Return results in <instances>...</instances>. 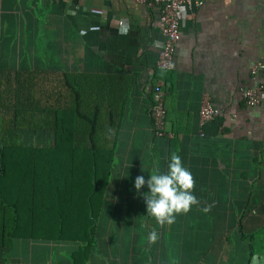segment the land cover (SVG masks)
Masks as SVG:
<instances>
[{
	"label": "crops",
	"instance_id": "obj_1",
	"mask_svg": "<svg viewBox=\"0 0 264 264\" xmlns=\"http://www.w3.org/2000/svg\"><path fill=\"white\" fill-rule=\"evenodd\" d=\"M179 29L173 66L162 70L155 64L163 41L156 5L0 0L2 97L32 88L34 95L46 94L48 105L60 92L67 103L71 91L64 80L74 78L98 124L113 125L106 137L113 152L108 191L96 203L93 243L83 264H245L246 242L232 206L251 198L264 209V96L251 107L241 95L243 88L264 86V72L251 73L264 63V0L184 7ZM156 83L164 92L170 137L151 132ZM204 94L220 113L201 123ZM23 134L37 138L28 129ZM173 154L191 173L196 203L175 214L173 223L160 224L146 213L133 182L167 172ZM146 191L147 184L140 189ZM42 236L47 239L0 246V264H73L72 253L82 244L57 241L56 232ZM249 264H264V252L254 253Z\"/></svg>",
	"mask_w": 264,
	"mask_h": 264
},
{
	"label": "trees",
	"instance_id": "obj_2",
	"mask_svg": "<svg viewBox=\"0 0 264 264\" xmlns=\"http://www.w3.org/2000/svg\"><path fill=\"white\" fill-rule=\"evenodd\" d=\"M64 83L71 91L67 103L61 92L49 105L46 94L34 95L32 88L5 99L0 93V246L45 240L47 231L56 232L57 241L82 244L72 263L83 264L93 243L96 203L108 191L113 152L106 137L113 125L98 124L92 102L74 78ZM9 96L12 106L6 105ZM25 129L37 136L33 142L22 136ZM232 208L249 264L254 253L264 252V209L251 198Z\"/></svg>",
	"mask_w": 264,
	"mask_h": 264
},
{
	"label": "built area",
	"instance_id": "obj_3",
	"mask_svg": "<svg viewBox=\"0 0 264 264\" xmlns=\"http://www.w3.org/2000/svg\"><path fill=\"white\" fill-rule=\"evenodd\" d=\"M139 4L150 3L159 9V21L163 41L158 50L156 67L162 70H170L173 66L175 46L180 36V16L184 7H200L205 0H129ZM264 72V63H258L251 68V73ZM164 92L160 83H156L152 89L151 104L148 114L151 120V132L154 137L172 136V132L165 129V109L163 106ZM241 95L248 106L254 107L261 103L264 96V86L256 85L252 88L241 89ZM220 111L215 108L209 97L204 94L199 109L201 123L214 119Z\"/></svg>",
	"mask_w": 264,
	"mask_h": 264
},
{
	"label": "clouds",
	"instance_id": "obj_4",
	"mask_svg": "<svg viewBox=\"0 0 264 264\" xmlns=\"http://www.w3.org/2000/svg\"><path fill=\"white\" fill-rule=\"evenodd\" d=\"M147 184L148 191L141 193L140 189ZM137 196L145 201L146 213L160 223L171 224L175 214L187 212L196 203L191 193L193 179L191 173L183 167L178 155H171L167 165V172L149 174L147 181L143 175L137 176L133 182ZM207 211V209H205ZM148 239L154 242L156 232L149 233Z\"/></svg>",
	"mask_w": 264,
	"mask_h": 264
}]
</instances>
